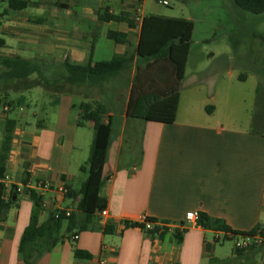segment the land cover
Instances as JSON below:
<instances>
[{"label": "crops", "instance_id": "obj_1", "mask_svg": "<svg viewBox=\"0 0 264 264\" xmlns=\"http://www.w3.org/2000/svg\"><path fill=\"white\" fill-rule=\"evenodd\" d=\"M141 5L139 0H33L16 12L4 1L0 39L5 45L0 56L95 65L116 55L136 54L140 24L146 17L140 15ZM106 10L111 15L128 14L138 26L103 23L99 16ZM110 31L127 34L129 44L109 40ZM93 33L99 39L92 52ZM189 58L190 53L187 66ZM187 66L173 124L128 118L129 97L123 112L111 111L113 140L99 191L107 202L108 216L88 217L89 228L84 232L68 234L64 223L59 234L63 241L38 264H210L211 260L233 264L235 255L225 262L212 257L209 238L212 235L215 240L216 233L187 223L186 215L206 213L238 233L264 228V110L255 117L252 102L242 112L243 100L240 103L239 95L231 94L239 86L232 85L236 77L229 68L226 74L218 66L206 73H189ZM239 79L248 82L243 74ZM259 86L254 89L258 96ZM35 89L46 91L47 99L39 103L31 89L29 97L22 96L25 101L16 105L20 98L12 100L10 95L15 91L4 92L0 84V150L10 124L6 174L12 186H23L25 173L33 186L51 184L50 190L39 193L43 197L40 224L44 225L56 212L78 213L79 199L67 198L61 189L77 192L87 179L80 173H87L82 171L88 164L82 153L90 139L82 131L87 124L93 129V124L78 125L82 94L53 95L43 87ZM6 101L19 107L20 118L9 117L14 105L8 107ZM26 107L33 108L31 116L25 114ZM103 123H109L108 116ZM10 196L11 189L5 190L3 199ZM33 208V200L23 192L7 221L0 222V264H24L19 246ZM149 218L169 222V235L152 238L146 230L125 225L139 223L152 229L154 225L146 223ZM178 230H185L181 243L174 238ZM76 235L79 238L74 241ZM76 250L90 259L77 258ZM242 258L246 264H264L257 257Z\"/></svg>", "mask_w": 264, "mask_h": 264}, {"label": "trees", "instance_id": "obj_2", "mask_svg": "<svg viewBox=\"0 0 264 264\" xmlns=\"http://www.w3.org/2000/svg\"><path fill=\"white\" fill-rule=\"evenodd\" d=\"M8 9L16 12L25 10L33 0H4ZM144 0H139V3ZM235 5L243 11L255 15L264 14V0H234ZM103 23L110 21L127 22L134 29L138 26L130 20L128 14L111 15L106 10L99 16ZM140 36L136 54L116 55L109 61H101L92 65L72 64L68 60L63 64L47 63L42 60H31L20 56H0V84L3 91L21 92L35 87H43L49 93L55 94H85L97 90L102 100L84 102L80 106L79 126L86 123L93 124L94 137L91 145L87 168L88 177L81 189L77 192L69 191L67 198L77 202L78 213L66 216L61 212L59 218L52 214L47 224H40V215L43 210V197L35 190L26 188L30 181L29 174L25 173L21 183L25 187L24 193L34 202L29 226L26 228L20 246L19 254L24 264H38L50 253L64 237L59 234L66 223L68 234L88 230L87 218L106 210L107 202L99 195L104 176V167L108 160V152L113 140V125L111 110L108 106L109 91L115 94L129 87V101L127 117L147 122L173 124L176 121L180 97V84L184 79L187 61L191 49L194 30L192 21L186 19L170 18L150 15L142 19ZM108 39L116 44L128 45V35L110 31ZM99 39L98 33L92 35V52ZM5 42L0 39V48ZM137 60V62H136ZM35 77V78H33ZM13 87L10 88V84ZM111 92V93H112ZM260 94V91L258 92ZM25 98L17 100L16 105L23 103ZM5 105L13 106L6 101ZM210 112V108H207ZM108 116L109 123L104 124L103 119ZM12 127L6 129V136L0 150V181L6 177L9 153L12 144ZM18 186L13 185L11 196L3 199L5 187H0V222L7 221L9 211L16 206L19 197ZM83 218L80 219L79 216ZM147 224L154 225L147 229L145 224L126 223L127 228H140L146 230L152 238L164 239L169 235V222H159L157 219H147ZM199 227L206 230L225 232L226 240L232 241L234 237L243 236L244 233L234 232L225 221L212 218L206 213H199L197 222ZM253 230L251 233H255ZM264 231V228L262 229ZM183 233L185 230L182 231ZM182 232L176 231L174 238L178 243L182 241ZM211 252V247H207ZM247 253V254H246ZM263 255L264 246L254 247L250 250H234L237 257H257ZM75 256L81 259H90V255L80 250ZM215 260H211L213 264Z\"/></svg>", "mask_w": 264, "mask_h": 264}, {"label": "rangeland", "instance_id": "obj_3", "mask_svg": "<svg viewBox=\"0 0 264 264\" xmlns=\"http://www.w3.org/2000/svg\"><path fill=\"white\" fill-rule=\"evenodd\" d=\"M168 6H164L154 0H144L141 4L140 15L162 16L178 19L190 20L194 24L191 41L190 58L188 62L189 73H206L209 69L218 66L226 74L229 68L235 74L232 82L234 96L239 95V102L242 103V112L251 108V103L255 106V117L264 110V14L255 15L238 8L234 0H166ZM8 5V4H7ZM214 54L211 56V54ZM107 55V54H106ZM108 57V56H106ZM245 75L248 82H242L240 75ZM225 76V75H224ZM227 82V77H224ZM260 83L259 96L254 93L256 85ZM10 88L14 85L10 84ZM129 87L119 93H110L108 106L112 112H123L129 97ZM31 90V89H30ZM29 90L12 92L11 99L16 100L22 96L29 97ZM32 96L42 103L47 99L46 91L33 88ZM82 103L102 100L101 94L97 90L89 91L88 95L83 94ZM255 103V104H254ZM257 106V108H256ZM40 110V107L37 109ZM25 114H32L33 108H25ZM21 112L18 106L14 105L10 112L11 119H18ZM90 142L84 147L82 158L87 163L94 131L87 124L83 131ZM89 141V140H88ZM85 165V164H84ZM85 179L88 171L80 173ZM209 242L214 250L212 257L217 261L225 262L234 256V244L232 241L217 242L214 236H210ZM258 262H263V255H258ZM221 264V263H220ZM226 264V263H224ZM233 264H246L242 257H237Z\"/></svg>", "mask_w": 264, "mask_h": 264}, {"label": "built area", "instance_id": "obj_4", "mask_svg": "<svg viewBox=\"0 0 264 264\" xmlns=\"http://www.w3.org/2000/svg\"><path fill=\"white\" fill-rule=\"evenodd\" d=\"M155 2L162 4L164 6H168L169 2L166 0H154ZM4 0H0V15H1V11H2V6H3ZM137 21H140V17L137 18ZM4 186L5 190L7 189H12V178L9 174H6V177L4 180L0 181V187ZM24 186H20L18 187V193L21 194L24 192ZM26 188L30 189V190H35L38 193H43L45 191L50 190L51 188V184L47 183V182H41L36 186H33L31 183H28ZM61 192L64 195L68 194V189L67 188H62ZM102 216L106 217L108 216V212L107 210L103 211ZM71 215V213L68 211L66 212V216L69 217ZM60 217V212H56L55 213V218H59ZM199 219V213L196 212H191L188 213L186 215V222L189 224H197ZM226 233L225 232H218L216 233V237H215V241L217 242H221V241H225V237H226ZM79 236L76 235L73 237V240L76 241L78 240ZM233 244H234V248L236 250H242V251H246V250H250L251 248L254 247H261L264 246V231L262 229H258L256 230L255 233H246L243 236H237L234 237L232 240ZM101 264H105L104 262H101Z\"/></svg>", "mask_w": 264, "mask_h": 264}]
</instances>
